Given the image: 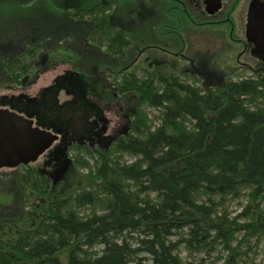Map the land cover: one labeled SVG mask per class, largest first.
I'll use <instances>...</instances> for the list:
<instances>
[{
    "label": "trees",
    "instance_id": "1",
    "mask_svg": "<svg viewBox=\"0 0 264 264\" xmlns=\"http://www.w3.org/2000/svg\"><path fill=\"white\" fill-rule=\"evenodd\" d=\"M17 1L0 3V36L8 32L6 39L0 40V81L8 79L12 84L19 83L33 56L27 52L34 47L24 54L21 47L39 44L42 51L53 41L47 33L34 32L40 36L31 37L26 26L23 37L9 36L31 10L27 1ZM31 1L35 5L43 0ZM113 3L125 2L88 0L86 6L64 13L54 6L61 0H53L47 9L69 21L94 25L84 37L79 35L89 45L97 49L105 46L104 53L120 58L127 48L162 35L164 22L159 12L149 18L159 20L156 25L149 24L146 17L137 18L146 19L152 33L137 31L133 38L128 30H116L109 21ZM165 18L170 37L180 41L181 36L192 46L188 29L195 25L187 11L168 1ZM74 38L54 40L65 44ZM18 45L19 59L5 57L3 53ZM157 53L149 54V59L159 64L139 65L129 74L116 76L119 92L131 95L135 102L129 135L107 150L76 145L73 166L89 168L87 185L75 188L80 178L74 168L70 179L60 184V193L49 194L48 186L32 175L23 182L38 195L46 193V204L38 218L32 216L34 224L25 226L11 243L8 254L14 257L9 256L7 264L19 260L30 264H186L179 253L182 245L199 252L218 242L230 247L239 232L250 237L264 235V207H259L264 199V60L256 61L248 76L230 71L212 81L197 72L181 73L175 60L161 63ZM186 57L193 59L189 54ZM94 65L112 66L100 60ZM145 105L157 109L158 125L153 128ZM116 153L137 159L120 163ZM63 187L67 191L63 192ZM242 193L252 203L244 210L247 221L237 223L217 215L216 208L227 197ZM90 205L94 207L91 215H79L77 208ZM23 220L31 222L27 216ZM96 247L99 250L95 251Z\"/></svg>",
    "mask_w": 264,
    "mask_h": 264
},
{
    "label": "flooded vegetation",
    "instance_id": "2",
    "mask_svg": "<svg viewBox=\"0 0 264 264\" xmlns=\"http://www.w3.org/2000/svg\"><path fill=\"white\" fill-rule=\"evenodd\" d=\"M67 1L65 6H76V0ZM121 1L125 3L119 5L113 3L109 8L111 15L109 21L116 30H128L133 38L137 31L142 35L152 33V27L148 23L156 25L159 20L152 21L149 18L159 12L160 21L164 22L162 35L149 39L147 44L141 43L138 46L127 48L124 58H120L118 55L104 53L105 46L97 49L83 39L94 25L86 21H71L84 26L80 32L81 35L83 34V37L80 36L81 44L84 50L93 52L96 58L89 57L84 60L81 58L78 62L75 53L71 56L66 55L69 50L64 49V45L67 43L49 45L45 50L43 47L42 51L40 46H37L31 52H27L33 56L28 62L27 72L19 78V83H8V79L2 82L0 89L13 93L0 97V109H7L23 116L25 120L30 121L29 127L38 132H50L55 135V140L35 161L12 167V169H17L14 174L18 175L17 178L19 177V186L15 183L9 195L0 196L4 197L0 199V264H7V258L14 257L12 253L8 254V248L11 249L13 246L11 243L15 241L20 232L26 229L25 226L34 224L35 220L32 216L38 218L43 210L42 206L46 204V193L45 196L38 195L36 191L24 186L23 182L27 181L28 175L42 180L48 186L49 194L60 193L62 192L60 184L71 177L74 168L73 157L76 152L72 156L70 151H76V145L87 146L91 150L96 148L107 150L116 141L129 135L136 109L135 102L131 95L119 92L117 83L119 78L117 77L131 73L135 67L143 63H148L149 66L159 64L149 59V54L158 51L161 63L168 64L172 59L175 60L174 66L177 67L176 61L184 60L187 65H182L180 62L181 73L186 71L201 74L202 70L205 77L214 81L212 72L215 70L208 67L210 66L208 61L196 59V52H193V59L184 55V47L186 45L187 49L191 47L189 41L181 36L180 41L170 37L171 32L165 21L168 1L176 2L177 5L182 6L183 11H187L195 25L193 27L194 30L196 29L197 38L210 42L209 44L213 46L214 44L221 46L228 44L225 45L227 47L237 46V61L241 57L248 58L249 61L251 59L263 61L254 55L253 42L247 36L246 27L249 11L253 6L264 5V0ZM101 2L104 3V0ZM138 17H146L148 23L146 19L138 20ZM154 33L156 34V31ZM196 36L193 38L194 41ZM152 40L155 44H152ZM26 51V46H22L20 53L24 54ZM95 60L110 62L112 66L96 68ZM63 61L67 66L57 72L58 65ZM46 73L56 74L48 84H42L39 77ZM62 92L71 93L72 96L60 101L58 97ZM16 118L19 119V117ZM5 168L10 167L5 166ZM25 188L31 196L23 195L19 204L18 191L20 189L24 191ZM65 191H67L66 188L63 192ZM29 199L33 201L32 207H24L22 204H26ZM25 216L30 217V223H25L27 221L23 220ZM18 262L12 264H18Z\"/></svg>",
    "mask_w": 264,
    "mask_h": 264
},
{
    "label": "rangeland",
    "instance_id": "3",
    "mask_svg": "<svg viewBox=\"0 0 264 264\" xmlns=\"http://www.w3.org/2000/svg\"><path fill=\"white\" fill-rule=\"evenodd\" d=\"M25 1L28 2L27 6L31 7V10L28 13L27 12L24 13L26 15L24 18L25 21L20 20L19 25L18 24L15 25L14 28L10 31L9 36H14V37L19 36V38L23 37L22 35H23V32L25 31L23 26H26L27 28L31 29V32H30L31 37L34 35L35 36L37 35V34H33L34 32L39 33V34H42V33L52 34L53 41H51V43H49L48 46L53 45V44H58L59 42H56L54 39L60 36H61V39L63 37H65V39L75 37L73 41H70L69 43L64 45V49L69 50L67 51V54L66 53L65 54L68 56L69 55L71 56L73 53H75L76 57H78L77 59L78 62L81 60V58H83L82 60L87 59L89 57H91L92 59L96 58V55L93 52L84 50L83 45L81 44L79 33L82 31V29H84V26L81 23L71 22L67 20L65 17H62V15H58L55 12L49 11L47 9L48 7H50L48 4L52 2L53 0H51L50 2L49 0H43L42 3H35V5H33L31 0H25ZM66 1L67 0H61V4H58V5L54 4V6L62 10L64 13H70L71 9L75 8L76 6H80V8H82L83 5H87L86 2H88V0H82V1L76 0L75 2L76 6L71 8V7L64 5ZM3 2H4L3 0H0V3H3ZM0 7H2V5H0ZM47 11L50 13L47 14ZM79 14L80 13H78V15ZM87 17L88 16L85 15V18ZM36 27H39V29L35 30ZM195 30H194V27L192 29H188L189 31L188 35L190 36L192 35V41H194L193 39L194 36L197 35V32ZM3 35L4 37L0 36V40H2V38L6 39L5 37H7L8 32L6 30L3 31ZM37 36L39 37L40 35H37ZM209 43L204 41L203 39L197 38L196 36V39L193 42L190 49H187V45L185 46L184 55L186 56V54L187 55L189 54L191 56H194L193 52H196L195 53L196 59H202L204 61H208L210 66L208 65L207 66L215 70L214 72H212L214 74L215 81H219L220 78L228 76V73H230V71H234L235 74L240 73V75H247V76L251 73L250 68L255 66L254 64L256 63V60L251 59L249 61L248 58L241 57L237 61L236 60L237 50H238L237 46L235 45H230L228 47L225 46L228 44H223L222 46L214 44V46H212ZM194 44L198 48L194 47L193 46ZM25 45H26V48L29 49V48L35 47L36 44H32V45L25 44ZM193 48H195V50ZM3 54L6 55L5 57H10L12 55V56H15L14 59H17V58L19 59V45L16 48H13L10 51V53L6 54L5 52ZM155 55L158 56V60H160V54L157 53ZM226 58H228L229 60H227ZM176 62L178 64V67H180L181 61L180 62L176 61ZM16 64H19V61L17 63L16 62L13 63L14 66H17ZM181 64L187 65L186 61L184 60H182ZM142 65L143 66L146 65L147 67L149 66L148 63H143ZM240 65H242L241 68L239 67ZM58 66L59 67L56 69V71L60 72L62 68L67 66V64L66 62L63 61ZM13 70L14 72L19 73L17 68L13 67ZM54 74L46 73L43 76L41 75L39 77L40 83L48 84L53 79ZM201 75H203L202 70H201ZM231 78L236 79V76L232 75ZM2 82L3 80L0 81V87H2L1 85H3ZM29 91L31 92L30 89ZM10 93H13V92H9L6 89H0V97L6 94L10 95ZM69 94L62 92V94L59 95L58 99L60 101L68 99L72 96L71 93ZM145 111L147 114V118L149 119V122L151 124V128L157 126L158 125V120L156 118L158 116L157 109L145 105ZM75 152H76L75 150L70 151V154L73 156ZM80 155H84L85 158L86 157L90 158L89 155L85 156L84 153H80ZM116 157L118 158V161L120 163H126V164L135 162L137 159L131 155L120 154V153L119 154L116 153ZM92 162L93 160L90 159V165H92ZM88 169H89L88 167L74 168L75 173H77L78 174L77 176L80 178L78 179V182L75 183L77 185L75 188L78 187L79 189L87 185L88 183L87 181L89 180L87 177L88 171H89ZM16 170L12 168H5V167L0 168V196H4L5 194L9 195L10 191L13 190L15 183L19 186V177L17 178L18 175L14 174V171ZM26 191H27L26 188L24 191L23 189L22 190L20 189V191H18L17 195L19 197V200H21V197L23 195L27 196V194H29L28 191L27 192ZM2 198L4 197H0V199ZM34 201H36V199ZM260 201L261 202H260L259 207L260 208L264 207V199ZM32 202L33 201L26 202L25 205L24 204L22 205L24 207L30 206L28 208H31L33 204ZM248 204H252V203L249 202V199L246 196V193H242L239 197H227L224 200V202L219 207L216 208V211H217L216 213L219 216L224 215V217H226L229 220L236 219L237 223H242L248 220L247 217L244 216V210L246 209ZM93 208L94 207L90 205V206H81L77 209H78L79 215H81L82 217H85L93 213ZM94 250L95 251L99 250V248L96 247ZM179 253H180V256L183 262L186 264H264V235H260V236L254 235L250 237L246 235L244 232H239V233L234 234V238L230 242V247L226 246L222 242H218V243H214L213 247L208 250H205V251L201 250L199 252H195L193 250L187 249L185 246L182 245L179 248ZM23 261L25 260H21V261L19 260L18 263L23 262Z\"/></svg>",
    "mask_w": 264,
    "mask_h": 264
},
{
    "label": "water",
    "instance_id": "4",
    "mask_svg": "<svg viewBox=\"0 0 264 264\" xmlns=\"http://www.w3.org/2000/svg\"><path fill=\"white\" fill-rule=\"evenodd\" d=\"M246 33L253 42L254 55L264 60V5L253 6L249 11ZM29 124L23 116L0 109V168L35 161L55 140L54 134L35 131Z\"/></svg>",
    "mask_w": 264,
    "mask_h": 264
}]
</instances>
